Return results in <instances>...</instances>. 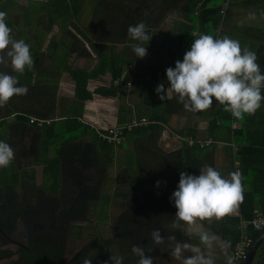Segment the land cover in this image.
I'll use <instances>...</instances> for the list:
<instances>
[{
	"label": "crops",
	"instance_id": "crops-1",
	"mask_svg": "<svg viewBox=\"0 0 264 264\" xmlns=\"http://www.w3.org/2000/svg\"><path fill=\"white\" fill-rule=\"evenodd\" d=\"M221 4L217 6L221 7ZM229 4L230 6L226 9V11L229 9L231 14L227 20L229 26L235 25L234 20L237 18H241L243 22L249 25H253V23L256 25V23L264 21V0H248V2L245 0H231ZM249 13H254L256 18L248 19ZM181 21L182 18L175 19L170 16L157 18L156 26L149 29L151 39L143 42V46L146 47L147 51V55L143 59L138 58L132 52L130 44L125 46V57L131 62L124 67L122 72V76L124 75L127 78L126 81H129L128 85H124L122 93H120L121 91H116L115 95L93 93L96 89L109 90L114 88L115 84L120 85L122 78L114 80L113 87L110 85V78L107 73L95 79H88L86 90L92 93L91 98L85 100L81 108L75 107L74 109L73 106V110L79 116L76 122L82 124V129H74L69 126V123H65V119H56L54 124L56 123L57 126L55 125V128H52L49 132L50 143L45 151H34L32 147L28 159L32 162L34 169L40 167L41 177V166L37 165V162L41 161L40 157L43 153H45L46 158H51L52 162L54 160L58 161V164L51 163L49 165L47 173L51 172L50 174L53 175V172L57 174L56 171H58V184L62 186V190L58 191L56 196L48 197L47 188L52 184V180L50 179L51 176L47 175L44 178L47 199L53 200L60 196L61 200L71 199V194H74L72 193L73 190L76 191L79 186L91 187L96 185L98 190L103 192L106 188L105 182H108L111 188L108 187L105 190L108 197L104 200L111 202L109 205L111 210L119 214L124 207L123 201L133 200L142 193L144 205L138 214L145 218L143 230L147 234L157 228L160 232H165L167 231L166 228H170L172 229V235H175L178 241H187L193 245H198L199 241L195 236L190 238L184 232L172 227L176 208L170 197L177 188L179 174L182 171L199 175V169L204 165H209L216 168L223 177L229 178V174L234 172L233 161L231 162L229 159L228 150L229 148L231 151L229 144L232 143V137L228 139V135L219 130L215 133L216 144L203 148H199L195 144H189L190 140L195 143L210 137L207 127L218 102L213 98L212 107L204 111L194 112L186 110L183 104L178 102V97L173 96L171 100L162 101L155 91L158 84L163 83L165 89L170 86L166 77L169 61L160 48V44L168 33L180 27ZM239 25L242 24L239 23ZM230 38L238 39L234 34L230 35ZM261 44L264 47V41H261ZM256 45L258 43H255ZM90 56L93 59V64L89 69L84 70L86 72L96 63L95 55L92 53ZM80 61L82 63L84 60ZM257 63L261 64V60ZM74 67L82 69L83 65H75ZM116 81L117 83H115ZM65 82L66 80L62 79L58 82L56 117L63 110L72 109L69 101L73 99L74 83L70 78L69 83ZM262 92H264V89H262ZM117 93L120 94L119 97ZM250 116V118L244 117L246 119L243 121L245 129L249 132H256V136H259L258 130L264 127V101H261V107ZM140 118L146 119L149 124L134 128L126 134L124 140L118 145H110L111 147L108 149L97 138V130L109 126L128 124L132 120ZM236 126L235 129H238L240 124L237 123ZM74 134L77 137L71 139ZM253 135L255 136L254 133ZM28 137L24 139L27 145L31 143L32 146L34 144L38 146L40 140L33 139V141H30L31 136ZM246 138L247 136L244 135L243 141H247ZM232 144L234 145V143ZM86 153L88 155L84 158ZM255 153L257 155L252 154L251 160L248 161L250 167L248 169L249 175L245 179L246 190H250L256 184H261L264 188V153L260 152L259 149ZM24 158L26 157L23 155L18 157V160ZM37 158L38 161L36 162ZM69 165H74L79 170L78 174L85 178L83 182L81 180L73 182L67 177L66 172ZM110 166L112 167V174L108 171ZM238 169H240L239 162ZM74 173H76V170ZM133 173L138 175L135 176ZM34 174L35 172L30 175H33L34 178ZM63 181H66V183ZM157 181L161 182L159 187L156 185ZM129 183H133L141 189L139 191L130 190L128 188ZM73 185L75 187L71 190L70 186ZM64 190L66 194H63ZM98 196L94 200L100 197ZM262 198L264 200V195ZM92 207L96 209L95 206ZM239 221L244 220L240 216L237 204L233 212L222 220L204 221L202 223L206 230L216 233L229 244L226 252L219 250L214 252L216 264H227L230 247L236 240V226ZM262 231V234H264V230ZM163 236L165 237L164 234ZM263 240H261L255 253ZM173 246L174 242L169 243L166 241L165 244L156 246L155 250H149L148 248L146 253L153 257L154 264H182V261L176 260L170 255ZM188 254L185 253V255ZM129 255L130 257L126 258L128 259L126 260L127 264H135L133 255ZM258 256L254 257L253 255L250 264L261 263Z\"/></svg>",
	"mask_w": 264,
	"mask_h": 264
},
{
	"label": "trees",
	"instance_id": "trees-1",
	"mask_svg": "<svg viewBox=\"0 0 264 264\" xmlns=\"http://www.w3.org/2000/svg\"><path fill=\"white\" fill-rule=\"evenodd\" d=\"M245 1L248 2V0ZM229 2H231V0H229ZM229 2L225 11L227 7L230 6ZM220 3L223 4L224 0H179L176 5L169 6L167 3H164V5L162 4L160 6L158 18L165 15L168 10L173 9L182 15L180 27L168 33L160 44V48L169 61V67H175V62L177 60H183L185 52L190 50L195 37H198L200 34H210L215 38L216 36H219V38H223L224 36L230 38L232 32L234 34L244 32V39L241 38L242 35L240 34V39L238 38L236 40L239 41L241 48L247 47L250 51L255 52L257 62L261 60V72L264 73V47L261 44V41H264V29L236 24L229 26L227 20L231 15L230 10L228 9L226 14L224 13V15L221 16L219 14L221 7L217 6ZM82 4L83 0H43L39 3L41 12L44 13L46 18V29L48 32L52 31V27H56L58 30L62 31L72 28L82 39L81 42L70 40L66 43L61 40L58 43L54 38L48 42V49L43 53L38 41L32 42L27 37L23 39L30 45V52L34 64L31 69L26 68L23 74L13 73V75L17 76V78L21 77L18 86L27 87L28 92L26 95L16 96L19 99V105H13L11 107L8 105L10 110H8L5 115L0 116V128L3 126L9 127L12 132H16L17 134L16 142L17 145L20 146L17 158L23 156L24 151L28 148H25L24 145V142H26L24 138L27 136H31L30 141H33V139L37 141L40 140L38 146H36V144L32 146L34 151H45V148L50 143L49 132L52 128H55L56 123L54 124V122L56 119H65V123H69V126H72L74 129H82V124L76 122L79 116L75 110H73V106L74 109L75 107L81 108L83 102L91 98L92 93L86 90L87 80L95 79L107 73L110 78V85L113 87V81L121 78L124 67L131 62L125 57V49L124 53L113 52L111 48H106L105 50V43L103 42L106 41L96 40L94 37L90 38L88 36L86 32L87 27L94 26L93 23L89 25L82 19ZM133 4L134 3H132V5ZM136 6H138V4L134 5V7L139 8ZM140 9H144V13L129 22L131 26L144 22L148 26V29L155 27L157 19H155L153 12L157 8L154 6V3L147 8L143 7ZM24 19L25 22L28 20V11L25 12ZM9 24L10 22L7 25L9 26ZM129 26L130 25L126 24L114 25L112 30L107 32L102 29L103 33H99L98 35H109L112 37V34H115L113 38H118V40L115 41L116 43L124 46L127 44L132 45L137 42L129 38L127 31ZM255 43H258V45L255 46ZM84 44L87 45L96 58V63L87 72L80 68L72 69L68 62L69 57L76 50L81 51L80 53H83V56L87 55V52L82 50V48L84 49ZM41 56L49 62V66L42 65L43 63L40 61ZM64 73L74 83L73 99L69 101V105L72 109L67 108L59 112L57 114L59 116L56 117V93L59 78ZM126 80L127 78L123 76L120 85L115 84V87L109 90L96 89L93 93L100 95H108V93H110L111 95H115L116 91L124 87ZM120 86H122V88ZM117 95L119 97L120 94L117 93ZM262 95H264V92H262ZM8 107H6V109H8ZM28 117L49 120V123L36 126L35 124L28 123ZM244 117L250 118L251 116L246 114ZM245 120L244 118L242 120L234 118L230 113L223 110L222 105L218 104L207 127L208 135L210 136L208 138L215 141V133L220 130L228 135V139L232 137L231 142L236 146V151L234 153H232L229 148L228 150L231 162L236 160L239 162L240 166L239 173L243 186V199L238 202V206L240 216L244 221L251 218L253 210L261 211L264 214V200L262 198L264 195V188H262V185L256 184L254 187L250 188V190L245 189V179L249 175L248 169L250 167L248 161L251 160L252 154L257 155V153H255L257 149L264 153V127L258 130L259 136H256V132H249V130L245 129L243 124ZM232 123L240 124L239 128L231 129ZM10 124L11 126H9ZM244 135L247 136V141H243ZM76 137V134H74L71 139H75ZM15 143L13 145H15ZM100 143L103 146H107L108 149L111 147L103 142ZM29 145L32 144L30 143ZM87 155L86 153L84 158ZM248 157L249 159H247ZM40 160V162H37V158L36 162L38 163L37 165L41 166L43 179L48 175L49 177L51 176L50 179L52 180V184L47 188L49 192L48 197L56 196L58 191L62 190V186L58 184V171H56L57 174L53 172V175L50 174L51 172L47 173V171H49L48 167L51 163L58 164V161L54 160L52 162L51 158L45 157V153L40 157ZM73 167L74 165L68 166V171L66 172L67 177L73 182L80 180L83 182L85 178L78 174L79 170H77L76 167ZM75 170L76 173H74ZM28 178L33 180V175H30ZM18 182L19 175L17 171L14 170L11 174L7 173V175H5V172L0 168V235L4 237L9 235L10 230H12L13 222L16 220L24 221L29 217L24 214V212L28 210L27 206L24 205H29V203H33L38 199H43L44 192L46 191V185L40 188H37L35 185L34 194L32 196L34 199L25 198L21 193L14 197V192H11L10 189L13 185L15 186V184H18ZM128 188L138 191L141 189L133 183H129ZM70 189L73 190V187L70 186ZM96 190H98V186L96 185L91 187L79 186L76 191L75 189L73 190L72 193L74 194H71L72 201L70 213L68 214L69 220H78V222L85 221V207L98 196ZM141 194L133 200L122 202L124 207L118 214V219L116 220L117 226L114 229V240H99L97 237H93L72 257L65 260L63 259V238L64 234L67 235V232L62 233L60 238L58 236L53 240L42 232H38L36 239H30L26 245L18 247L16 251L12 253L14 258L12 264H82L83 259L91 260V264H112L109 259L111 252L108 250V247L112 245L117 246V249L123 254H132L133 262L137 264L138 257L131 251L134 244L144 247L145 252L148 251V248L149 250L156 249V245L152 243L149 234L143 230L145 218L138 214L144 205ZM9 195H11V198ZM109 203L110 201L107 200L106 205ZM28 207L35 208L32 204ZM30 218L33 223L44 226L46 228L44 232L58 234L59 228L54 222L56 219L53 218L51 212L47 210L46 207L41 211L37 210L34 212ZM52 225L53 229L50 230L49 228ZM76 230H80V227L76 228ZM125 232L131 234L130 236L128 235L129 244H125L123 237ZM262 233L263 231H253L251 228H248L246 231V235L251 241L258 238ZM257 255H259L258 257L261 259V263L259 264H264V240L258 251L254 254V257ZM9 257L10 252L0 251V259H7ZM126 258L127 257L124 258L123 264H127L126 260L128 259Z\"/></svg>",
	"mask_w": 264,
	"mask_h": 264
},
{
	"label": "clouds",
	"instance_id": "clouds-1",
	"mask_svg": "<svg viewBox=\"0 0 264 264\" xmlns=\"http://www.w3.org/2000/svg\"><path fill=\"white\" fill-rule=\"evenodd\" d=\"M6 16L7 13L0 11V65L10 66L13 73L23 74L34 64L30 45L12 36ZM255 18L254 13L248 14V19ZM127 31L129 38L137 42L130 45L132 52L143 59L147 55L143 42L151 39L148 26L140 22L129 26ZM166 77L170 86L165 89L161 83L155 89L159 99L171 100L176 96L189 111L207 110L212 107L215 98L225 112L242 120L246 114H254L264 101L261 92L264 89V73L257 63L255 52L241 48L239 41L227 36L215 38L210 34H200L195 37L183 60H177L174 68L166 69ZM18 84L17 76L0 71V107H4L14 96L27 94V87ZM14 156L12 147L0 141V168L8 167ZM160 183L156 182L157 187ZM242 199L239 172H232L229 178H225L209 165L202 166L199 175L182 171L177 188L170 197L176 208L172 227L190 238L195 236L199 244L178 241L175 235L164 237L158 228L149 233L150 239L156 246L166 241L174 242L170 255L182 264H216L214 252H226L229 244L216 233L206 230L202 223L222 220ZM131 251L138 257L137 264H154L153 257L145 252L144 247L134 244ZM109 259L112 264H123L122 257L110 256ZM82 264H91V260L83 259ZM227 264H233V257L228 256Z\"/></svg>",
	"mask_w": 264,
	"mask_h": 264
},
{
	"label": "rangeland",
	"instance_id": "rangeland-1",
	"mask_svg": "<svg viewBox=\"0 0 264 264\" xmlns=\"http://www.w3.org/2000/svg\"><path fill=\"white\" fill-rule=\"evenodd\" d=\"M43 0H0V11L7 13L6 16V23L9 24V27L12 29V36L17 39H25L26 37L29 38L32 42L38 41L40 43V49L44 53L48 49V42L51 39L57 40L59 43L61 40L63 42H69L70 40H74L75 42H81V38L78 34L72 29L68 28L66 31L58 30L56 27H52V31L48 32L46 27V18L44 13L41 12V8L39 7V3ZM179 0H83L82 4V19L86 21L90 25L93 23L94 27H87L86 32L90 38L106 41L103 42L105 50L106 48H111L113 52L124 53L125 46L116 43L115 41L118 38H113L115 34H112V37L109 35L99 36V33H103L104 31H110L114 28V25H130L129 22L141 16L144 13V9L140 8H147L149 5L154 3V6L157 8L154 10L153 15L155 19L159 17L160 14V6L164 3H167L169 6L175 5ZM132 3H134L132 5ZM138 4L139 8H135L134 5ZM28 11V20L25 22V12ZM145 16V14H144ZM167 16L173 18H182L181 13H178L173 10H168L165 15L162 17L165 18ZM161 18V17H160ZM264 20V19H263ZM235 24L239 25L242 24L244 26H253L257 28H264V21L256 23V25L246 24L242 21L241 18H237L234 20ZM237 21V22H236ZM103 29V30H102ZM98 30V31H97ZM114 33V32H113ZM244 33V32H243ZM243 33H236L234 34L236 38L240 39V34L242 35L241 38L244 39ZM231 34V35H232ZM239 36V37H237ZM114 39V40H113ZM108 42V43H107ZM87 52V55L83 56L79 51L76 50L73 54L69 57V64L71 65L72 69H76L75 65H83L85 67L83 70L89 69L93 64V59L90 56L92 52L89 50L86 44H84V49ZM80 54V55H79ZM91 57V58H90ZM80 60H84L82 63ZM41 63L44 66H49V62L45 60L43 56L40 57ZM74 65V66H72ZM0 71L9 73L13 75L10 66L5 67L0 65ZM20 78H18L19 81ZM66 80L69 83V77L64 73L60 76L59 80ZM65 82V83H66ZM122 88V86H120ZM124 87L118 92L122 93ZM8 105L15 106L19 105L18 97L14 96L11 100L4 106L0 107V116L5 115L10 108ZM8 107V109H6ZM11 120V119H9ZM9 122V121H8ZM11 123V122H9ZM11 126V124L9 125ZM14 127V126H13ZM15 131V130H14ZM17 131V130H16ZM17 134L16 132H12L9 127H1L0 128V141L8 143L12 149L14 150L15 156L11 164L6 168H1L5 175L11 174L14 170L18 172L19 181L18 184L13 185L10 191L14 192V197L18 196L19 193L24 195L25 198L34 199L32 198L34 194V186L36 185L37 188L44 186V179L40 175V167L33 168L32 162L28 159V154L31 153L32 145H27L24 142L26 151H24V156L26 158L22 160H18L17 153L20 149V146L17 145L16 142ZM27 138H29L27 136ZM26 139V137L24 138ZM16 142V143H15ZM15 143V145H13ZM31 148V149H30ZM109 173L112 174V167L110 166L108 169ZM33 180H30L28 177L30 174L34 173ZM109 174V176H110ZM138 175L137 173H133ZM66 180V179H65ZM66 183V181H63ZM105 189L104 191L96 190L99 194V198L97 200H92L89 202L88 205L85 207V221L78 222L68 219V214L70 213V206L72 201L71 199L61 200L60 197L57 199H47L46 193L44 192L43 199L35 200L32 204L35 208H29L27 204V209L24 214L29 216L24 221L16 220L13 222L12 230L7 237L0 235V251L10 252V257L7 259H0V264H12L13 263V256L12 253L16 251V249L20 246H24L30 239H36L38 236V232H42L43 234L47 235V237H51V239H56L62 233L67 232V235L64 234L63 244H64V254L63 259H68L72 257L82 246H84L89 240L93 237H97L99 240L104 239H111L114 240L115 238V227L117 226L116 220L118 219V213L116 211L111 210L109 204L106 205L107 193L106 189L109 187L111 188L108 182H105ZM66 185V184H65ZM70 185V184H68ZM72 187H75L73 185ZM108 189V190H109ZM13 194V193H12ZM63 194H66L65 190ZM11 198V195H9ZM92 206H95L94 209ZM46 207L49 210L56 220H54L55 225H58V234H52L44 232L46 228L44 226H40L39 224L33 223L30 216L33 215L34 212L37 210L41 211ZM57 223V224H56ZM77 225V226H75ZM80 230H76L79 228ZM50 230L53 229V225L49 228ZM167 231L161 232V235H172V229L166 228ZM131 234H127L126 232L123 234L125 244H129V236ZM108 250L111 252V256L122 257L123 260L125 257H130L129 254H123L118 249L117 246H110Z\"/></svg>",
	"mask_w": 264,
	"mask_h": 264
},
{
	"label": "built area",
	"instance_id": "built-area-1",
	"mask_svg": "<svg viewBox=\"0 0 264 264\" xmlns=\"http://www.w3.org/2000/svg\"><path fill=\"white\" fill-rule=\"evenodd\" d=\"M228 2L229 0H224V3L222 4L221 9L219 10V14L221 16L224 15V11ZM216 38H219V36H216ZM123 76H121V78ZM115 83H117V81ZM125 84L128 85L129 81H126ZM28 123L35 124L36 126H40L43 123L48 124L49 120H42L34 117H28ZM147 124H149V122L146 119L140 118L138 120H132L128 124L109 126L97 130L96 135L100 142H103L108 145H118L124 140L126 134L130 133L134 128L145 126ZM236 127L237 126L235 123L231 124V129H235ZM216 143L217 142L213 141L210 138L195 143L191 140L189 141V144H195L199 146V148L207 147ZM229 146L231 148L232 153H234L236 151V147L232 143H230ZM233 165H234V172H239L238 162L236 160H233ZM248 228H251L253 231L264 230V214L259 211H253L252 216L249 220L238 222L236 226V231H237L236 240L234 241L233 245L230 247V251H229V256L233 257V264H241L246 258L247 249L251 244V240L246 235V231Z\"/></svg>",
	"mask_w": 264,
	"mask_h": 264
},
{
	"label": "water",
	"instance_id": "water-1",
	"mask_svg": "<svg viewBox=\"0 0 264 264\" xmlns=\"http://www.w3.org/2000/svg\"><path fill=\"white\" fill-rule=\"evenodd\" d=\"M263 239H264V234H261L257 239H255L251 242V244L248 247L247 252H246V258L242 264H250L251 259L254 255L257 247L260 245L261 240H263Z\"/></svg>",
	"mask_w": 264,
	"mask_h": 264
},
{
	"label": "bare ground",
	"instance_id": "bare-ground-1",
	"mask_svg": "<svg viewBox=\"0 0 264 264\" xmlns=\"http://www.w3.org/2000/svg\"><path fill=\"white\" fill-rule=\"evenodd\" d=\"M224 13H225V11H224Z\"/></svg>",
	"mask_w": 264,
	"mask_h": 264
}]
</instances>
